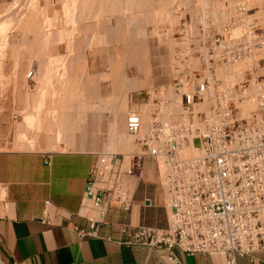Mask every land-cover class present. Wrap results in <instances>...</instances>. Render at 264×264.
Here are the masks:
<instances>
[{"label": "built area", "instance_id": "2783aa9c", "mask_svg": "<svg viewBox=\"0 0 264 264\" xmlns=\"http://www.w3.org/2000/svg\"><path fill=\"white\" fill-rule=\"evenodd\" d=\"M233 10L216 30L203 15L179 20L170 82L139 91L143 110L125 114L132 150L106 161L95 154L87 196L101 218L130 210L147 164L167 210L163 227L121 226L122 244L221 255L225 264L264 251V28L246 0ZM98 224L67 229L97 238Z\"/></svg>", "mask_w": 264, "mask_h": 264}, {"label": "rangeland", "instance_id": "374dc122", "mask_svg": "<svg viewBox=\"0 0 264 264\" xmlns=\"http://www.w3.org/2000/svg\"><path fill=\"white\" fill-rule=\"evenodd\" d=\"M15 1L17 0H0V18L2 19L0 20L1 21L0 22V25H1L0 26V56H1L0 57V71H2L0 73L1 74L0 75V79H1L0 80V154L13 153V152H16V153L31 152V151H35L36 149L39 150L37 148V145L42 142L41 138H43L44 140H50L51 136L53 138V135H54L53 132L59 131L60 129V131H62V134L59 131L60 133L59 143H57L56 146H54L53 144L47 147L46 150H43L44 152L45 151L52 152L55 150H68V149L86 150V151L93 152L98 157H101V159L106 161L112 158L114 154H121L123 157L126 158L127 154H129V152L133 148L132 138L129 137L125 131L124 120H125V114L128 112L129 109L135 108L139 110L140 112L143 110V106H140V97L138 96L137 93L141 90H149L152 88L162 87V86L167 85L170 82L172 78L171 71H170V68H171L170 63H171L173 51H174L172 31L178 25L179 20L183 17L193 18L196 16L203 15L205 18H208L212 30L214 29L216 30L220 28L221 24L225 23L229 17L234 15L233 7L239 0H225V1L224 0H215V1L214 0H163V5L161 9L162 11L157 12L155 16H154V13L151 11V9L145 10L141 8H136L139 6H137V1L135 0L133 1H135L136 6H134L135 5L134 2H133V5L130 6L126 0L125 1L119 0L120 2L118 0H115L116 3L115 2L113 3L114 0H110V2L109 0H105V2L107 1L109 5L112 4L114 6L112 7L111 5L112 10H109V11H107L108 9L105 10L103 8H100L101 10L103 9L105 13L103 11L101 12V10H98L99 8H95L97 6L93 4L91 0L90 2L93 5L91 4L92 6H89V7H91V9L95 8L92 10L94 13L90 10V8L88 7L84 8V6H81L80 0L78 1L75 0L74 2L75 5H73V7H72V4H73L72 1L74 0H71V1L69 0V2H67L66 0H65L66 2L64 0H48L47 4H46V0H18L16 3ZM246 1H247L249 9L252 10V13L258 11L257 24L260 27L264 28V23H263L264 21V0H260V1L259 0H246ZM33 2L34 4H32ZM79 2H80L79 6H81V9L78 6ZM122 2L126 4H123ZM117 3L119 5H117ZM36 4H37V7H36ZM61 6H66V7L64 8ZM75 6L76 7L78 6L77 11H80V13L75 11L76 10ZM118 6L120 7L118 8ZM70 7L72 8V10L71 9L69 10ZM82 7L84 9L83 11L84 14L87 13L85 12L86 11L85 9L87 8L89 9L88 10L89 12L87 14L88 16L86 17L85 15H83L85 18H88L86 19L87 20L86 22H84L85 18L84 17L82 18L81 16L83 14L81 11ZM133 7L136 8V10H138L139 12H140V9L142 11L144 10L145 12H147V14L145 13L144 14L148 16L146 17L143 14L144 11L139 13L138 11L134 10ZM221 7L225 10V19L218 20L217 22L215 21L214 13L217 12L215 11L217 8L219 9ZM29 8H31V11ZM73 9L76 12L74 14L72 12ZM20 10H22L23 13L28 14V15L29 13L32 14L34 12L36 13V15L40 14L39 16L37 15V18L39 19L41 18L40 19L41 22H38L39 19L37 20L39 24H37L36 28L38 29V25H41V29H40L41 32L39 30L40 33H43L41 34V36H40V33H38L37 31L27 30L28 28L26 29L27 31L23 30L24 32L21 30L26 27H23L24 26L23 22H25L24 21L25 18L23 19V17L25 16V14L23 13L20 14L22 12V11L20 12ZM43 10H45V12ZM114 10H115L114 12L115 15L112 14ZM13 11L16 13L15 15L12 14ZM26 11L28 13H26ZM110 11H112V13H110ZM54 12L56 13V15ZM67 12L69 13L72 12V13H70L69 15L68 14L66 15ZM106 12H108L109 15ZM124 12H127V13L130 12V13L124 14ZM77 13H79V15ZM100 13L102 15L104 13V16H100L101 18L99 20L98 15ZM158 13H159V16H158ZM10 14L12 17L10 16ZM63 14L66 17L63 16ZM72 14H73V17L74 16L76 17V14H77L78 19L75 20V17L73 18ZM91 14L93 15L92 19L93 20L95 19L94 21H96V23L94 24L92 22L93 20H91L90 18ZM152 15H153V18H151ZM45 17L47 19H44ZM56 17L57 19L60 18V22L58 21L59 19L58 20L55 19ZM64 17L67 19H65ZM127 17L130 19H128ZM162 17H163V20H162ZM72 18L74 19V23L81 20L78 22V24L79 23L81 24L78 25V24L73 23L74 25H76L74 26L72 24L73 22ZM14 19L18 23L20 22L21 19L23 22L21 21L22 23H19V24L16 23L14 25V22H13L15 21ZM52 19L56 20V22L53 21ZM61 20H64L66 24H68L67 22L69 21V24L66 25L65 23H63V21L61 22ZM128 20L129 22H127ZM82 22L85 23V24L83 23V26H81ZM87 22L90 25L87 26L86 25L88 24ZM130 22L132 24H130ZM17 24L18 26H16ZM70 24H72L73 27H71ZM4 25L7 27H5ZM11 25H14V26L12 27ZM48 25L49 26L51 25L52 27H49ZM43 26L47 29L45 32H44L45 28H43ZM64 26L65 27L67 26L66 27L67 30L66 28H64ZM77 26H81L82 29L84 30L81 31V27L76 28ZM19 27H20V30H19ZM68 27L71 28L70 29L71 32L68 30ZM52 28H54V30H52ZM63 28L66 30V32L68 31V35L67 33H65V30ZM72 28L73 29L75 28V29L73 30ZM61 29H63L64 32ZM55 30H56V33L58 34L60 32V35L56 34ZM2 31L4 35L2 34ZM28 31H31L28 33L31 35L27 34ZM74 31H77V32H74ZM35 32L39 35L38 37ZM47 32H50V34ZM78 32H80L81 34ZM73 33L74 34L77 33V34L74 35ZM33 34L36 35V38H34L35 35L33 36ZM51 34H52V38L51 36L49 38H51L53 42H51L50 39L48 40V35H51ZM62 34L64 35V37ZM42 35L44 36L47 35V38L46 36L44 37L47 40L44 38L43 39L39 38V37H42ZM57 35L60 39L57 38ZM72 35L76 36L77 38L76 37L70 38ZM3 36L7 37L6 40H5V37ZM31 36L34 39H32ZM53 36H56V38L54 39ZM125 36L127 37L125 38ZM2 38L4 42L1 40ZM23 38L25 39L23 40ZM57 39L59 41H57ZM66 39L68 40V42ZM96 40H99V42H96ZM47 41H50V42H47ZM65 41L67 42V44L65 43ZM42 42L44 45L46 44L45 42H47V44L55 43V44H52L53 50L51 51V44L49 46L47 44H46L47 46H44ZM26 43L27 45L28 44L29 45L27 46ZM38 43L42 47L44 46L43 49L41 48L40 45H38ZM68 43H71V46ZM89 44L94 46V48L93 47L91 48V46L89 48ZM30 45L31 47L29 49ZM36 45L38 47L40 46L42 50V54L38 51L39 52L38 54H40V56H37L38 54L36 51L33 52V50H38V47ZM64 45H65V48H64ZM125 45L128 48L138 47L141 50L140 58L136 57L135 55L132 56V58L136 57L138 59L137 61L136 60L130 61V59H128L127 56H125L127 52L126 50L127 48L125 47ZM17 46H19L18 48L21 51H19V49L16 48ZM46 47H48L49 49L47 48L44 50V48ZM65 49H69L70 51L68 50L67 52V50ZM13 50L16 56L14 55ZM29 50H31L30 52L36 53L37 55L35 56L33 53L30 54L28 52ZM125 50L126 52H123ZM94 51H98V53ZM26 52H28L31 55V57H27ZM91 52H93L94 55L93 54L91 55ZM22 54L23 56L25 55L26 57L25 56L23 57ZM53 54H56V55L59 54V55L58 57L54 55L55 57L54 59L52 57ZM61 54L64 56H62ZM70 54L72 56H70ZM33 55L35 58L32 57ZM48 55L53 58V61L52 59L51 61H49L50 58L47 60V58L42 57V56L48 57ZM95 55H98V58L97 56L95 58ZM61 56L63 58H61ZM36 57L37 58L39 57V58L36 59ZM41 57H42V60L40 59ZM65 57H66V60L64 59ZM56 59H58V61ZM59 59L60 60L62 59V60L60 61ZM63 59H64V62H63ZM67 60H70V61H67ZM48 65L52 66L51 68L52 70L50 69ZM53 65H55L54 68H56V71L55 73L52 74V71L54 72ZM67 65H69V67ZM119 65L121 66L119 67ZM141 66H143V68ZM49 69L51 70V73L49 72ZM116 73L117 75L118 74L119 75L117 76ZM53 75H56V76H53ZM58 76L63 77L62 80L60 79L61 81L56 79ZM51 78L52 80L54 78V80L51 81L50 80ZM69 81L72 83H70ZM62 92H65V93H62ZM50 93L51 94L54 93L53 94L54 97H52V100H50V96H51ZM56 98L57 99L60 98L61 101L65 100V102H67V105L69 107L65 105V107L63 106V108L60 107L61 109L60 110L57 105H56L57 107L54 106V103L52 101ZM44 99H46V102L44 101ZM119 100H121L124 104H126L125 111L121 116L122 120H120L121 122L120 125L123 129L124 136L130 141L129 142L130 149L127 152H119V151L117 152V150H115V148L111 145L113 143V140L111 137L112 111L115 107V104L118 103ZM64 110H66V113H64L65 112ZM35 115L40 117L41 119L40 122H39L40 120L39 117H35ZM42 116L45 117V120L43 119ZM63 116L64 118H62ZM69 116H70V119H69ZM32 120L34 121L32 122ZM35 122H38V123H35ZM24 124H26V126ZM35 124H38L37 127H39V125H42V124L46 125L47 129L45 128V126L44 127L42 126V128H39L40 129L39 130ZM55 125L57 127H55ZM62 126L64 127V129L62 128ZM58 127L59 129L57 130ZM30 129L32 130L31 132L33 133L34 131L37 132L36 134L34 133L32 137L31 135H29L31 133ZM44 129H46V131L48 130L49 133L44 132L43 131ZM41 131L43 133H41ZM63 131L65 133H63ZM22 133L23 134L27 133L26 135H28L29 137L26 135L22 136L21 135ZM23 138L24 139L26 138V142L29 141V143L32 144V146H34L33 148L35 149L28 150L25 147L27 143H25V141L22 140ZM150 169H151V172L153 173L154 172L152 170L153 168L150 166V164H147L146 170L144 169L143 173H141L142 178H143L141 180L143 182H146L147 185L153 188H156V185H154L152 182V175L150 173ZM2 192H3L2 188L0 187V209L2 207V200H3V195H4ZM0 260L4 264L1 254H0Z\"/></svg>", "mask_w": 264, "mask_h": 264}, {"label": "crops", "instance_id": "0c3cea01", "mask_svg": "<svg viewBox=\"0 0 264 264\" xmlns=\"http://www.w3.org/2000/svg\"><path fill=\"white\" fill-rule=\"evenodd\" d=\"M41 141L39 150L0 154L4 264H173L175 260L178 264H225L221 255H187L177 248L122 244L123 225L129 226L130 234L136 226L165 225L167 210L158 187L136 181L130 210L111 209L101 218L100 207L87 196L95 154L76 149L44 152L52 140ZM88 220L99 221L97 238L79 240L67 229L86 228ZM236 264H264V251L238 258Z\"/></svg>", "mask_w": 264, "mask_h": 264}, {"label": "bare ground", "instance_id": "6f19581e", "mask_svg": "<svg viewBox=\"0 0 264 264\" xmlns=\"http://www.w3.org/2000/svg\"><path fill=\"white\" fill-rule=\"evenodd\" d=\"M17 1H18V0H17ZM17 1H15V3H16ZM64 1H65V0H64ZM66 1L69 2V0H66ZM66 1H65V2H66ZM70 1H71V0H70ZM77 1H78V0H77ZM77 1H76V2H77ZM80 1H81V6H84V8L88 7V8H90L91 11H92L93 9H95V8H99L98 10H101L100 8H103V9H105V10L108 9L107 11H109V10H112V9H111L112 7H114L112 4H111V5H112V7H111V5H109L107 1H106V2H107V3H106L105 0H91L92 3L95 4V5L97 6V7L91 9V7H89V6H92L93 4L90 2V0H88L89 2H88L87 0H80ZM86 1H87L88 3H87ZM118 1H119V0H118ZM120 1H121V0H120ZM120 1H119V2H120ZM123 1H125V0H123ZM126 1H127V3H128L130 6L133 5V2H134V4H135L134 6H136L135 1H137V6H139V7H136V8H141V9H145V10H149V9H151V11L154 13V16H155V14H156L157 12L162 11L161 9H162V5H163V0H135V1H133V0H126ZM214 1H215V0H214ZM224 1H225V0H224ZM259 1H260V0H259ZM47 2H48V0H46V4H47ZM72 2H73V4H72V7H73V5H75V3H74L75 0L72 1ZM72 2H70V3H72ZM109 2H110V0H109ZM114 2H115V0L113 1V3H114ZM82 3H83V4H82ZM111 3H112V2H111ZM115 3H116V2H115ZM122 3H123V2H122ZM122 3H121V4H122ZM206 3H207V2H206ZM259 3H260V2H259ZM17 4H18V3H17ZM32 4H34V2H33ZM32 4H31V5H32ZM38 4H39V3H38ZM88 4H89V5H88ZM91 4H92V5H91ZM121 4H120V5H121ZM123 4H126V3H123ZM123 4H122V5H123ZM15 5H16V4H15ZM76 5H77V4H76ZM79 5H80V2H79V4H78V6H79ZM117 5H119V4L117 3ZM29 6H30V4H29ZM33 6H34V5H33ZM48 6H49V5H48ZM48 6H47V7H48ZM66 6H67V4H66ZM66 6H61V7H64V8H65ZM69 6H70V4H69ZM69 6H68V7H69ZM78 6H77V7H78ZM81 6H79L80 9H81ZM115 6H116V5H115ZM125 6H126V5H125ZM20 7H21V6H20ZM25 7H26V6H25ZM36 7H37V4H36ZM38 7H39V6H38ZM77 7L75 6V9H76L75 11L80 13V11H77V10H78ZM119 7H120V6H118V8H119ZM121 7H123V6H121ZM252 7H253V6H252ZM14 8H15V7H14ZM23 8H24V7H23ZM27 8H28V7H27ZM34 8H35V7H34ZM34 8H33V9H34ZM88 8L85 9V10H86L85 12H87V13L84 14V12H83L84 9H83V7H82V10H81V11H82L83 14H82V15L80 14V15L82 16V18L84 17L83 15H85L86 17L88 16V15H87L88 12H89V11H88V10H89ZM116 8H117V7H116ZM130 8H131V7H130ZM130 8H129V9H130ZM133 8H134V7H133ZM136 8H134V10H136ZM29 9H30V11H31V8H29ZM35 9H36V8H35ZM43 9H44V8H43ZM45 9H46V7H45ZM66 9H68V8H66ZM70 9L72 10L71 7L69 8V10H70ZM80 9H79V10H80ZM103 9L101 10V12H102V11L104 12ZM120 9H121V8H120ZM126 9H128V8H126ZM141 9H140V12H143L144 10L142 11ZM217 9H218V8H217ZM217 9L215 10V11H217V12L214 13V18H215V21L218 22V20H223V19H225V10H224L222 7L219 8L218 10H217ZM27 10H28V9H27ZM15 11H16V10H15ZM21 11H22V10H20V12H21ZM43 11L45 12V10H43ZM75 11H74V9H73V11H72L73 14L76 13ZM94 11H95V10H94ZM123 11H124V10H123ZM129 11H130V10H129ZM136 11H138V10H136ZM168 11H169V10H168ZM13 12H14V11H13ZM13 12H12V14L15 15L16 13H15V12L13 13ZM20 12H19V13H20ZM33 12H34V11H33ZM36 12H37V11H36ZM72 12H70V13H72ZM92 12H93V11H92ZM98 12H99V11H98ZM114 12H115V10L113 11V13H112V11H110V13H112V14L115 15ZM117 12H118V10H117ZM138 12H139V11H138ZM138 12H137V13H138ZM140 12H139V13H140ZM22 13H23V11H22L20 14H22ZM26 13H28V12L26 11ZM31 13H32V12H31ZM34 13H35V12H34ZM34 13H32V14L29 13V15L23 13V14H25V16H26V15H27V16H26V17H25V16L23 17V19L25 18V19H24L25 22H23L22 19H21L20 22H19V23H22V22H23V23H24V26H23V27H26V28H24V29H21L22 31H23V30H24V31L31 30V31H37L38 33L41 32V30H40V29H41V25H38V29L36 28L37 24H39L38 22H41V21H40L41 18H40V19L37 18V15L39 16L40 14H37V15H36V13H35V14H34ZM37 13H38V12H37ZM52 13H53V12H52ZM54 13H55V12H54ZM62 13H63V12H62ZM70 13L67 12L66 15H67V14L69 15ZM79 13H77V14L79 15ZM90 13H91V12H90ZM90 13H89V14H90ZM93 13H94V12H93ZM104 13H105V12H104ZM104 13H103V15H102L101 13H100L101 15H100V14L98 15V16H99V20H100V18H101L100 16H104ZM106 13H108V12H106ZM125 13H127V12H124V14H125ZM129 13H130V12H129ZM129 13H127V14H129ZM144 13L147 14V12H145V11L143 12V14H144ZM153 13H152V14H153ZM73 14H72V17H73ZM77 14H76V17H77V18L74 16V17H75V20L78 19V15H77ZM96 14H98V13H96ZM96 14H94V15H96ZM143 14H142V16H143ZM145 14H144V15H145ZM35 15H36V16H35ZM55 15H56V13H55ZM108 15H109V13H108ZM150 15H151V14H150ZM150 15H149V17H150ZM161 15H162V14H161ZM161 15H160V16H161ZM10 16H11V14H10ZM43 16H44V14H43ZM45 16H46V15H45ZM53 16H54V15H53ZM59 16H60V15H59ZM61 16H62V15H61ZM63 16H65V15L63 14ZM63 16H62V17H63ZM92 16H93V15L91 14V17H90L91 20H93V19H92ZM125 16H126V15H125ZM137 16H138V15H137ZM137 16H136V17H137ZM145 16L147 17L148 15H145ZM158 16H159V13H158ZM11 17H12V16H11ZM19 17H20V15H19ZM54 17H55V16H54ZM65 17H66V16H65ZM65 17H64V18H65ZM74 17H73V18H74ZM95 17H96V16H95ZM166 17H167V16H166ZM168 17H169V16H168ZM196 17H197V16H196ZM67 18H68V16H67ZM67 18H65V19H67ZM73 18H72V19H73ZM79 18H80V17H79ZM82 18H81V19H82ZM84 18H85V17H84ZM90 18H89V19H90ZM111 18H112V16H111ZM111 18H110V19H111ZM123 18H124V17H123ZM127 18H128V17H127ZM151 18H153V15H152ZM38 19H39V21L37 22ZM44 19H47V18L45 17ZM50 19H51V18H50ZM55 19H56V20L59 19L58 21L60 22V18L57 19V17H56ZM65 19H64V20H65ZM86 19H88V18H85V19H84V22L87 21ZM124 19H125V18H124ZM128 19H130V18H128ZM149 19H150V18H149ZM174 19H175V18H174ZM0 20H2V19L0 18ZM14 20H15V19H14ZM17 20H18V19H17ZM52 20H53V19H52ZM56 20H53V21L56 22ZM64 20H61V22L63 21V23H65ZM82 20H83V19H82ZM91 20H89V21H91ZM94 20H95V19H94ZM94 20L92 21L93 24L96 23V21H94ZM97 20H98V18H97ZM106 20H107V19H106ZM108 20H109V19H108ZM160 20H161V19H160ZM162 20H163V17H162ZM162 20H161V21H162ZM169 20H170V19H169ZM11 21H13V20H11ZM18 21H19V20H18ZM21 21H22V22H21ZM43 21H44V20H43ZM43 21H42V22H43ZM71 21H72V20H71ZM79 21H81V20H79ZM79 21H78V22H79ZM89 21H88V22H89ZM121 21H122V20H121ZM125 21H126V20H125ZM138 21H139V20H138ZM0 22H1V21H0ZM13 22H14V25H15L16 23H18L16 20L13 21ZM55 22H54V23H55ZM78 22H75V23H74V19H73L72 24H73V23H74V24H78ZM84 22H82V25H81V26H83V23H84ZM88 22H87V23H88ZM97 22H98V21H97ZM127 22H129V20H128ZM133 22H134V21H133ZM135 22H136V21H135ZM170 22H171V21H170ZM11 23H12V22H11ZM19 23H18V24H19ZM45 23H46V22H45ZM67 23L69 24V21H68ZM105 23H106V22H105ZM120 23H121V22H120ZM263 23H264V21H263ZM12 24H13V23H12ZM18 24H17L16 26H18ZM42 24H43V23H42ZM49 24H50V23H49ZM58 24H59V23H58ZM65 24H66V23H65ZM68 24H66V25H68ZM72 24H70L71 27H73ZM74 24H73V25H74ZM80 24H81V23H79L78 25H80ZM84 24H85V23H84ZM128 24H129V23H128ZM128 24H127V25H128ZM130 24H132V23L130 22ZM14 25H11V26L13 27ZM22 25H23V24H22ZM51 25H52V24H51ZM51 25H50V26L48 25V26H49V27H52ZM63 25H64V24H63ZM86 25L88 26V25H90V24L88 23V24H86ZM96 25H97V24H96ZM99 25H100V24H99ZM0 26H1V25H0ZM4 26H5V25H4ZM39 26H40V28H39ZM44 26H45V25H44ZM44 26H43V28H45ZM55 26H57V25H55ZM74 26H76V25H74ZM81 26H77L76 28L81 27ZM84 26H85V25H84ZM87 26H86V27H87ZM93 26H95V25H93ZM93 26H92V27H93ZM119 26H120V25H119ZM131 26H132V25H131ZM5 27H7V26H5ZM20 27H21V25H20ZM20 27H19V30H20ZM66 27H67V26H66ZM66 27L64 26V28H66ZM122 27H123V26H122ZM27 28H28V29H27ZM64 28H63V29H64ZM124 28H125V26H124ZM6 29H7V28H6ZM17 29H18V28H17ZM17 29H16V30H17ZM26 29H27V30H26ZM50 29H51V28H50ZM63 29H61V30H63ZM70 29H71V28L68 27V30H69V31H70ZM72 29H73V28H72ZM74 29H75V28H74ZM74 29H73V30H74ZM87 29H88V28H87ZM89 29H90V27H89ZM7 30H8V29H7ZM7 30H6V32H7ZM39 30H40V32H39ZM46 30H47V29L45 28L44 32H45ZM48 30H49V28H48ZM52 30H54V28H52ZM56 30H57V28H56ZM56 30H55V33H56ZM64 30H65V29H64ZM64 30H63V32H64ZM66 30H67V28H66ZM66 30H65V33H67V35H68V31L66 32ZM76 30H77V29H76ZM82 30H84V29H82V27H81V31H82ZM3 31H4V30H3ZM3 31H2V34L4 35ZM24 31H23V32H24ZM31 31H28L27 34H28L29 32H31ZM58 31H59V29H58ZM58 31H57V32H58ZM103 31H104V30H103ZM107 31H108V30H107ZM52 32H53V31H52ZM52 32H51V33H52ZM63 32H62V33H63ZM70 32H71V31H70ZM74 32H77V31H74ZM127 32H128V31H127ZM140 32H141V31H140ZM33 33H34V32H33ZM35 33H36V32H35ZM47 33L50 34V32H47ZM65 33H64V34H65ZM78 33H80V32H78ZM96 33H97V32H96ZM19 34H20V32H19ZM22 34H23V33H22ZM25 34H26V33H25ZM36 34H37V33H36ZM41 34H43V33H40V36H41ZM44 34H45V33H44ZM53 34H54V33H53ZM56 34H58V33H56ZM73 34H74V33H73ZM76 34H77V33H76ZM76 34H74V35H76ZM80 34H81V33H80ZM80 34H78V35H80ZM102 34H103V33H102ZM123 34H124V33H123ZM5 35H6V34H5ZM28 35H31V34H28ZM34 35H35V34H33V36H34ZM54 35H55V34H54ZM58 35H60V32H59ZM58 35H57V38L60 39V38L58 37ZM62 35H63V34H62ZM74 35H72L70 38H72V37L75 38L76 36H74ZM82 35H83V34H82ZM95 35H96V34H95ZM125 35H126V34H125ZM140 35H141V34H140ZM21 36H22V35H21ZM38 36H39V35L37 34V37H38ZM45 36H46V38H47V35H45ZM45 36L42 35V37H39V38H42V39H43ZM50 36H51V38H52V34H51V35H48V40L50 39L51 42H53L52 39L49 38ZM96 36H97V35H96ZM138 36H139V35H138ZM3 37H5V36H3ZM27 37H28V36H27ZM60 37H61V36H60ZM63 37H64V35H63ZM83 37H84V36H83ZM126 37H127V36H125V38H126ZM129 37H130V36H129ZM6 38H7V37H5V40H6ZM31 38H32V36H31ZM34 38H36V35H35ZM34 38H32V39H34ZM46 38H44V39H46ZM53 38L55 39L56 36H53ZM68 38H69V37H68ZM76 38H77V37H76ZM90 38H91V37H90ZM130 38H131V37H130ZM144 38H145V37H144ZM24 39H25V38H23V40H24ZM58 39H57V41H59ZM62 39H63V38H62ZM133 39H134V38H133ZM142 39H143V38H142ZM1 40L3 41V38H2ZM46 40H47V39H46ZM66 40H67V39H66ZM71 40H72V39H71ZM85 40H86V39H85ZM90 40H91V39H90ZM2 41H1V42H2ZM32 41H34V40H32ZM41 41H42V40H41ZM55 41H56V40H55ZM3 42H4V41H3ZM47 42H50V41H47ZM47 42H45V43L47 44ZM67 42H68V40H67ZM67 42L65 41L66 44H67ZM71 42H73V41H71ZM78 42H79V41H78ZM96 42H99V40H96ZM60 43H61V42H60ZM62 43H63V41H62ZM81 43H82V42H81ZM23 44H24V43H23ZM42 44H43V42H42ZM46 44H45V45L43 44V45H44V46H47V45L49 46L51 43H48L47 45H46ZM52 44H55V43H52ZM52 44H51V51L53 50V49H52V46H53ZM57 44H59V43H57ZM68 44H70V46H71V43H68ZM5 45H6V44H5ZM14 45H15V44H14ZM18 45H19V44H18ZM21 45H22V43H21ZM26 45H27V43H26ZM28 45H29V44H28ZM28 45H27V46H28ZM38 45H40V44L38 43ZM95 45H96V44H95ZM99 45H100V44H99ZM101 45H102V44H101ZM107 45H108V44H107ZM122 45H123V44H122ZM15 46H16V45H15ZM15 46H13V47H15ZM19 46H20V45H19ZM19 46H17L16 48H18ZM23 46H24V45H23ZM36 46H37V45H36ZM36 46H35V47H36ZM40 46H41V45H40ZM40 46H39V47L37 46V47H38V50H33V49H31V50H33V52L36 51L37 54H38L39 52L42 54V50H41V48L43 49L44 46H43V47L41 46V48H40ZM70 46H69V47H70ZM82 46H83V45H82ZM87 46H88V44H87ZM90 46H91V48H92V47L94 48V46H92V45L89 44V48H90ZM10 47H11V46H10ZM20 47H21V46H20ZM30 47H31V45L29 46V49H30ZM56 47H57V46H56ZM66 47H67V45H66ZM96 47H97V46H96ZM125 47H126V45H125ZM129 47H130V46H129ZM23 48H24V47H23ZM47 48H48V47L44 48V50L47 49ZM54 48H55V47H54ZM64 48H65V45H64ZM126 48H127V49H126L127 52H126V50L123 51V52H126V54H125V53H124V54H125V56H127L128 59H130V61H132V60H136V61H137L138 59H137L136 57L140 58L141 50H140L138 47H133V48H132V47H130V48L126 47ZM11 49H12V48H11ZM18 49H19V48H18ZM18 49H17V51H18ZM21 49H22V48H21ZM39 49H40L41 51H40ZM48 49H49V48H48ZM123 49H124V48H123ZM15 50H16V49H15ZM25 50H26V49H25ZM31 50L28 51L30 54L33 53V52H30ZM65 50H67V52H68L69 49H65ZM65 50H64V51H65ZM90 50H91V49H90ZM4 51H5V50H4ZM11 51H12V50H11ZM19 51H21V50L19 49ZM38 51H39V52H38ZM69 51H70V50H69ZM15 52H16V51H15ZM28 52H26L27 55H26V53H25V55H26L27 57H31V55H30ZM45 52H46V51H45ZM83 52H84V51H83ZM87 52H88V51H87ZM94 52H97V53H98V51H94ZM1 53H2V52H1ZM13 53H14V50H13ZM48 53H50V52H48ZM48 53H47V54H48ZM51 53H52V52H51ZM53 53H54V52H53ZM69 53H70V52H69ZM69 53H68V54H69ZM132 53H133V54H132ZM28 54H29L30 56H29ZM33 54H34L35 56L37 55L36 53H33ZM73 54H74V53H73ZM92 54L94 55L93 52H91V55H92ZM14 55L16 56L15 53H14ZM25 55H24V56H25ZM34 55L32 56L33 58H35ZM54 55H56V54H53L52 57L55 59ZM58 55H59V54H57L56 56L58 57ZM61 55H62V54H61ZM75 55H76V54H75ZM88 55H89V53H88ZM103 55H104V53H103ZM134 55H135L136 57H135V58H132V56H134ZM4 56H5V55H4ZM20 56H21V55H20ZM22 56H23V54H22ZM22 56H21V57H22ZM24 56H23V57H24ZM26 56H25V57H26ZM37 56H40V54H38ZM62 56H64V55H62ZM62 56H61V58H63ZM67 56H68V55H67ZM70 56H72V55L70 54ZM96 56H97V58H98V55H95V58H96ZM0 57H1V56H0ZM42 57L47 58V60L50 58L49 61H51V59H52V61H53V58L50 57L49 55H48V57H46V56H42ZM42 57L40 58L41 60H42ZM57 57H56V58H57ZM73 57H74V56H73ZM73 57H72V58H73ZM82 57H83V56H82ZM88 57H89V56H88ZM13 58H14V57H13ZM38 58H39V57H38ZM38 58L36 57V59H38ZM76 58H77V57H76ZM91 58H92V57H91ZM118 58H119V57H118ZM15 59H16V58H15ZM64 59L66 60V57H65ZM64 59H63V62H64ZM68 59H69V57H68ZM47 60H45V61H47ZM56 60L58 61V59H56ZM59 60H60V59H59ZM61 60H62V59H61ZM61 60H60V61H61ZM57 61H56V62H57ZM67 61H70V60H67ZM67 61H66V62H67ZM110 61H111V60H110ZM33 62H34V61H33ZM84 62H85V61H84ZM140 62H141V61H140ZM44 63H45V62H44ZM61 63H62V62H61ZM135 63H136V62H135ZM50 65H51V64H50ZM69 65H70V64H69ZM69 65H67V66L69 67ZM137 65H138V64H137ZM1 66H2V65H1ZM48 66H49V65H48ZM54 66H55V65H53V70H54V72L52 71V74L55 73V71H56V68H54ZM56 66H57V65H56ZM120 66H121V65H119V67H120ZM138 66H139V65H138ZM26 67H27V66H26ZM49 67H50V69L52 68V66H49ZM49 67H48V68H49ZM82 67H83V66H82ZM141 67L143 68V66H141ZM10 68H11V67H10ZM10 68H9V69H10ZM115 68H116V67H115ZM50 69H49V72L51 73V70H52V69H51V70H50ZM66 69H67V68H66ZM111 69H112V68H111ZM69 70H70V68H69ZM112 71H113V70H112ZM118 71H120V70H118ZM1 72H2V71H0V73H1ZM69 72H70V71H69ZM47 73H48V72H47ZM50 73H49V74H50ZM109 73H110V72H109ZM112 73H113V72H112ZM114 73H115V72H114ZM6 74H7V73H6ZM0 75H1V74H0ZM116 75H117V73H116ZM118 75H119V74H118ZM118 75H117V76H118ZM47 76H48V75H47ZM53 76H56V75H53ZM120 76H121V75H120ZM14 77H15V76H14ZM110 77H111V75H110ZM55 78H56V77H55ZM62 78H63V77L58 76L56 79H58V80L61 79V80H62ZM70 78H71V77H70ZM113 78H114V77H113ZM14 79H15V78H14ZM56 79H55V80H56ZM101 79H102V78H101ZM0 80H1V79H0ZM48 80H49V78H48ZM50 80L53 81L54 78H53V80H52V78H51ZM58 80H57V81H58ZM61 80H60V81H61ZM72 80H73V79H72ZM113 80H114V79H113ZM65 81H66V80H65ZM69 82H70V81H69ZM82 82H83V81H82ZM113 82H114V81H113ZM120 82H121V81H120ZM70 83H72V82H70ZM75 83H76V81H75ZM122 83H123V82H122ZM9 84H10V83H9ZM9 84H8V85H9ZM73 84H74V83H73ZM77 84H78V83H77ZM118 84H119V83H118ZM137 84H138V83H137ZM120 85H122V84H120ZM120 85H119V86H120ZM129 85H130V84H129ZM72 86H73V85H72ZM78 86H79V85H78ZM138 86H139V85H138ZM1 87H2V86H1ZM76 87H77V86H76ZM132 87H133V86H132ZM142 87H143V86H142ZM78 88H79V87H78ZM118 88H119V87H118ZM15 89H16V88H15ZM71 89H72V88H71ZM73 89H74V88H73ZM113 89H114V88H113ZM116 89H117V88H116ZM126 89H127V88H126ZM132 89H133V88H132ZM57 91H58V90H57ZM54 92H55V90H54ZM51 93H52V92H51ZM62 93H65V92H62ZM53 94H54V93H53ZM53 94H51V96H50V100H52V97H54ZM58 94H60V93H58ZM69 94H70V93H69ZM114 94H115V93H114ZM62 95H63V94H62ZM76 96H77V95H76ZM86 96H87V94H86ZM57 98H58V97H57ZM57 98L54 99V100L52 101V102L54 103V106L57 105V106L59 107V109H60V107L63 108V106L65 107V105H67V102H65V100L61 101L60 98H59V99H57ZM63 98H64V97H63ZM65 98H66V97H65ZM70 99H71V98H70ZM70 99H69V100H70ZM57 100H58V101H57ZM67 100H68V99H67ZM73 100H74V99H73ZM73 100H71V101H73ZM42 101H43V100H42ZM44 101L46 102V99H44ZM44 101H43V102H44ZM122 101H123V99H122ZM122 101L119 100L118 103L115 104V107H114L113 111H112V109H111V111H112L111 137H112V140H113V143H112L111 145L115 148V150H117V152H118V151H119V152H127V151H129V149H130V146H129V142H130V141L124 136L123 129H122L121 125H120V123H121L120 120H122V119H121V116H122V114H123L124 111H125V105H126V104H124ZM125 101H126V100H125ZM69 102H70V101H69ZM69 102H68V103H69ZM55 103H56V104H55ZM92 103H93V102H92ZM43 105H44V104H43ZM69 105H70V104H69ZM103 105H104V104H103ZM57 106H56V107H57ZM67 106H68V105H67ZM68 107H69V106H68ZM65 109H66V108H65ZM60 110H61V109H60ZM60 110H59V111H60ZM43 111H44V110H43ZM64 111H65L64 113H66V110H64ZM67 111H68V110H67ZM49 112H50V111H49ZM62 112H63V111H62ZM47 113H48V112H47ZM57 113H58V112H57ZM26 114H27V113H26ZM39 114H40V113H39ZM52 114H53V113H52ZM52 114H51V115H52ZM60 114H61V113H60ZM62 114H63V113H62ZM43 115H44V114H43ZM51 115H49V116H51ZM61 116H62V115H61ZM61 116H60V117H61ZM67 116H68V115H67ZM35 117H39V116H36V115H35ZM42 117H43V116H42ZM56 117H57V116H56ZM62 118H64V116H63ZM23 119H24V118H23ZM31 119H32V118H31ZM36 119H37V118H36ZM39 119H40V117H39ZM43 119L45 120V117H43ZM67 119H68V118H67ZM69 119H70V116H69ZM44 120H43V121H44ZM49 120H50V119H49ZM60 120H61V119H60ZM30 121H31V120H30ZM33 121H34V120H32V122H33ZM40 121H41V119L39 120V122H40ZM46 121H47V119H46ZM65 121H66V120H65ZM67 121H68V120H67ZM59 122H60V121H59ZM110 122H111V121H110ZM28 123H29V121H28ZM35 123H38V122H35ZM41 123H42V122H41ZM46 123H47V122H46ZM61 123H62V122H61ZM61 123H60V124H61ZM69 123H70V122H69ZM69 123H68V124H69ZM39 124H40V123H39ZM43 124H44V123H43ZM43 124H42V125H39V127H37L38 124H35V125H36V127H37L38 129H39V128H42V126H43V127L45 126V128L47 129V126H46V125H43ZM49 124H50V123H49ZM63 124H65V123H63ZM24 125L26 126V124H24ZM61 125H62V124H61ZM27 126H28V125H27ZM52 126H53V125H52ZM55 127H57V126L55 125ZM68 127H69V126H68ZM68 127H67V128H68ZM62 128L64 129L63 126H62ZM24 129H25V128H24ZM26 129H27V127H26ZM26 129H25V130H26ZM46 129H44L43 131L46 132V133H49L48 130L46 131ZM49 129H50V128H49ZM58 129H59V127L57 128V130H58ZM63 129H61V130H63ZM65 129H66V128H65ZM34 130H35V129H34ZM39 130H40V129H39ZM20 131H21V130H20ZM26 131H27V130H26ZM31 131H32V130L30 129V132H31ZM55 131H56V130H55ZM59 131H60V129H59ZM59 131L53 132V133H54V135H53V138H54V139L52 138V136L50 137V139H53V140H52V143L50 144V146L53 145V144H54V146H56L57 143H59V141H60V137H59V136H60V133H59ZM30 132H29V133H30ZM60 132H61V134H62V131H60ZM109 132H110V131H109ZM24 133H25V132H24ZM34 133L36 134L37 132L34 131ZM34 133L31 132L29 135H31V137H32ZM39 133H40V132H39ZM41 133H43V132L41 131ZM55 133H56V134H55ZM63 133H65V132L63 131ZM26 134H27V133H26ZM26 134H23V133H22L21 135L24 136V135H26ZM26 136H28V135H26ZM34 136H35V135H34ZM48 136H49V135H48ZM64 136H66V135H64ZM28 137H29V136H28ZM48 138H49V137H48ZM20 139H21V138H20ZM28 139H29V138H28ZM34 139H35V138H34ZM22 140L25 141V143H27L25 147H26L28 150L35 149V148H33L34 146H32V144L29 143V141L26 142V138H25V139L23 138ZM19 141H20V140H19ZM21 142H22V141H21ZM30 142H31V141H30ZM34 145H35V144H34ZM16 146H17V144H16ZM23 146H24V144H23ZM2 193H3V192H2ZM2 193H1V194H2ZM3 194H4V193H3ZM1 197H2V196H1ZM0 264H3V263L1 262V260H0Z\"/></svg>", "mask_w": 264, "mask_h": 264}]
</instances>
